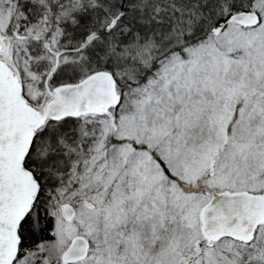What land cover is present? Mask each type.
Segmentation results:
<instances>
[{"label":"snow or ice","instance_id":"snow-or-ice-1","mask_svg":"<svg viewBox=\"0 0 264 264\" xmlns=\"http://www.w3.org/2000/svg\"><path fill=\"white\" fill-rule=\"evenodd\" d=\"M0 264H264V0H0Z\"/></svg>","mask_w":264,"mask_h":264}]
</instances>
